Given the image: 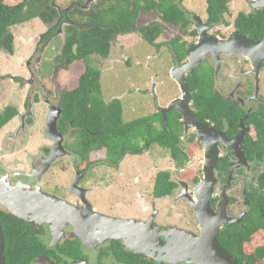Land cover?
I'll return each mask as SVG.
<instances>
[{"label":"flooded vegetation","instance_id":"flooded-vegetation-1","mask_svg":"<svg viewBox=\"0 0 264 264\" xmlns=\"http://www.w3.org/2000/svg\"><path fill=\"white\" fill-rule=\"evenodd\" d=\"M253 1H246L247 13L255 9ZM190 16L198 32L196 15ZM75 21V26L81 24V20ZM75 21H56L60 27L54 34L60 35L61 26ZM208 25V36L221 40L233 38L237 30L232 25L233 29L225 32L231 25L222 22ZM175 37L188 48L187 57L179 63L172 61L171 39ZM249 38L261 41L263 36ZM39 39L46 44L44 53L51 42L48 36ZM199 41L198 34L164 41L163 47L171 55L170 70L186 63L191 45ZM111 42L113 48L116 36ZM43 53L38 47L19 74L0 75V80H8L5 89L11 87L9 81L17 89L27 88L21 107L6 98L0 103V245L5 264L9 238L24 235L28 264H214L213 236L203 235V224L189 202L196 199L193 188L203 177L206 141L192 124L195 121L210 130L208 140L215 141L218 152L209 205L213 218L206 224L219 225L218 250L238 264H264V255H259L264 246V145L255 128V121L257 125L264 122V96L258 78L264 59L256 72L242 53H218L221 61L216 72L214 62L209 64V71L200 67L213 61L209 53L185 74L187 100L170 71L168 77L175 88L164 81L159 89L153 80L142 93L150 90L154 95L144 105V116L148 117L144 137L138 138V147L121 152L119 132L113 134L112 143L100 142L95 148L87 145L88 137L101 136L108 128L102 107L116 98L111 95L113 91L108 89L112 97L108 102L102 93L96 96L103 102L96 108L100 111L96 124L89 126L85 117L80 126L76 125V114L68 116L65 112L64 96L77 85L81 73L69 83L70 66L61 68L64 59L58 58L47 72ZM97 68L101 80L105 72ZM194 69L201 78H207V83L203 78L204 84L191 83ZM121 104L123 110L122 100ZM181 110L192 112L194 119L187 123ZM135 119L122 118L125 123ZM170 134L175 140L173 147L181 155L179 169L172 146L155 141ZM11 137L15 138L14 147L8 149L6 142ZM164 152L169 153L177 172L171 174L175 186L169 194L156 195L157 174L170 170L158 162ZM126 219L134 223L128 224ZM249 225L256 231H248ZM209 229L204 230L209 233ZM234 230L247 235L240 244L226 234ZM216 261L223 262L219 258Z\"/></svg>","mask_w":264,"mask_h":264},{"label":"trees","instance_id":"trees-1","mask_svg":"<svg viewBox=\"0 0 264 264\" xmlns=\"http://www.w3.org/2000/svg\"><path fill=\"white\" fill-rule=\"evenodd\" d=\"M51 1L20 0L13 3L0 0V49L8 54L14 53V35L10 32L9 27L16 24L38 17L49 27L48 32H54L60 27L59 22L54 24L58 20L61 22L66 19L72 22L76 19L81 20L84 13L89 15L90 21L86 26L78 24L76 26H79V28L76 29V21L68 23L64 27L61 26L65 41L56 56L58 59H64L61 68H68L71 65L80 67L78 74H81L77 85L72 90L66 91L64 96L67 100L65 112L68 116L76 114V125L78 126L82 124V118L85 117H88L89 126L96 124L100 115V111L96 109L103 104L96 97L101 93L100 69L94 67L96 64L92 57L107 58L112 50L111 40L117 34L139 32L144 40L154 45L162 32L160 21L176 26L182 31H188L192 36L198 34L196 27H192L195 24L190 13L182 7L179 0H111L107 1L104 9H101L99 2H96V6H93L92 10H90L91 6L87 10L82 9L81 4L85 0H73L70 7L63 8L60 6L59 9L53 6ZM230 1L206 0L205 21L208 24L226 23L225 15L230 13L228 6ZM152 10L156 11L159 20L138 26L139 13ZM76 14H81V16L76 17ZM233 26L242 34L260 39L264 35V7L253 9L249 13L245 11L238 12L234 18ZM179 39V37L171 39L174 51L172 61L175 63L184 60L188 54V48L185 43H179ZM192 74V76L190 75L192 84H204L196 69L193 70ZM197 100L204 104L201 98H197ZM203 100L206 101V99ZM89 104L91 107H89ZM102 111L108 121V128L101 136L88 137L87 145L95 148L101 146L102 143L100 142L112 143L113 134L119 132L121 152L123 148L138 147L137 141L139 137H144L148 117L143 116L130 122H123L121 118L122 104L121 100L117 98L109 102L108 105H104ZM255 123L256 131L259 130L261 142L264 145V122L258 125L257 121ZM165 135L162 138L158 137L155 141L164 146H172V155L178 159L177 168L179 169L182 159L173 147L175 140H173L171 134L170 137H165ZM182 157L185 159L183 155ZM174 186L175 183L171 180V171L164 170L159 172L155 178L154 192L156 195L169 194ZM262 213L264 215V205ZM252 222L255 221L252 220ZM250 226L248 231L255 232L256 228ZM226 234L231 237L233 243L237 242L239 244L247 236L243 235L241 230H234L231 233L226 232ZM9 239L5 246L8 264H28L25 246L26 236H12ZM261 249L262 252L259 255H264V246Z\"/></svg>","mask_w":264,"mask_h":264},{"label":"rangeland","instance_id":"rangeland-1","mask_svg":"<svg viewBox=\"0 0 264 264\" xmlns=\"http://www.w3.org/2000/svg\"><path fill=\"white\" fill-rule=\"evenodd\" d=\"M8 2L17 3L20 0H6ZM73 0H56V5L58 7H70ZM107 1L111 0H94L92 5L90 4L87 9L92 10L93 6H96V2H99L101 9L106 7ZM114 1V0H112ZM159 1V0H158ZM182 7L185 8L190 15H200L203 20L206 18V0H179ZM246 1L248 0H231L228 3L230 13L225 15L226 24H230L231 27L225 31L229 32L233 29V21L235 16L240 11H248L249 7L246 6ZM59 4V5H58ZM60 7V8H61ZM97 7V8H100ZM81 16V14H76V17ZM159 20L157 17L156 11L152 10L150 12L140 13L137 18V25L142 26L150 24L154 21ZM90 18L89 15L85 13L82 15L81 24L86 26L89 24ZM29 23V24H28ZM28 23L16 24L9 27L10 32L14 35V56L6 53L4 50L0 49V75L6 73L19 74L21 71L25 70V62L28 58H32L33 53L39 47V52L42 54L46 44H41L39 37H46L51 43L45 49L43 53V60L46 66L47 72L51 69V64L55 63V58L59 53V48L62 43L65 41L63 35H55L54 32H48L49 27L41 20L36 17L34 20L29 21ZM161 23V22H160ZM163 25V26H162ZM162 32L160 36L156 39L155 43H158L159 47L156 48L155 45L150 44L142 38L139 32H132V34L126 35H117L116 42L117 44L112 48L107 59L100 58L98 56L92 57L96 64V67L103 69L105 74L101 73V90L102 96L105 98V102H108L112 97L108 89L113 92L116 98H119L123 101L124 109L122 110V118L124 121H129L141 116H144L147 109L145 108V101L149 103L153 100L154 95L149 93L143 94V90L149 88L153 80L160 86L164 84L162 82H167L175 88V85L172 83L171 79L168 77V73L172 66L171 55L168 53L167 49L163 47V42L168 40V38L173 36H183L185 39H188L189 36H192L188 31H182L176 26L169 24H161ZM192 27H195L194 25ZM55 35V36H54ZM42 48V50H41ZM159 53H158V52ZM156 52V53H154ZM19 56V57H18ZM40 56V55H39ZM218 55H213V61L209 60V63L205 62L201 64L200 67L211 69L210 65L212 62L215 64V71H219L220 59ZM210 64V65H209ZM70 66V71L68 75V82L72 81V78L78 75L80 67L75 65ZM259 74L260 82L259 87L262 90L261 95L264 96V69H261ZM209 71V70H208ZM211 71V70H210ZM47 75V74H46ZM256 76V75H255ZM255 78L256 81L258 78ZM152 78V79H151ZM205 83H207V78L202 75ZM150 79V80H149ZM8 80H5L7 82ZM5 82L0 80V103L3 100L14 102L19 107L22 104V98L26 95V90L17 89V87L9 81L11 87L5 89ZM69 82V83H70ZM165 89V88H163ZM19 90V91H17ZM255 95V94H254ZM153 96V97H152ZM258 99L261 97L258 95ZM258 99L254 98L257 102ZM164 102V101H163ZM2 106V105H1ZM23 132V130H21ZM44 133V137L47 138V133ZM15 138L11 137L7 140L6 144L8 149L14 147ZM164 155L161 156V160H158L161 163L162 167L165 169H170L171 174L176 172L173 170L174 163L171 159L169 153L164 152ZM190 169L192 165H188ZM186 170V169H185ZM156 172L154 168L153 173ZM177 173V172H176ZM16 179L15 176L12 177Z\"/></svg>","mask_w":264,"mask_h":264},{"label":"water","instance_id":"water-1","mask_svg":"<svg viewBox=\"0 0 264 264\" xmlns=\"http://www.w3.org/2000/svg\"><path fill=\"white\" fill-rule=\"evenodd\" d=\"M92 0H88L87 2H90ZM51 4L59 9V7L56 5L55 0L51 1ZM252 6L255 9L263 8L264 7V0H254L252 2ZM67 18H69L67 16ZM195 19L198 23V35L200 37V41L196 44L191 45L190 48V54L189 59L186 63L173 67L170 70V75L174 78V80L177 81V83L180 86L181 91L186 96V100L189 98L188 94H186V82H185V74L192 70L195 66H197L202 59L208 55L209 53H212L213 55H218V53H225L226 55H233L236 53H242L243 55L247 56L251 63L253 68L256 72H258L261 61L264 59V35L263 39L261 41H256L254 39H250L246 35H243L240 33L239 30H236L234 33L233 38L228 39H218L216 37L208 36L207 29L210 28V26L202 21V18L200 15H196ZM61 34L63 35L64 32L61 30ZM179 98L176 101H180ZM181 113L184 117H186L187 123L194 119V116L192 112H186V110H181ZM189 119V120H188ZM192 122V121H191ZM190 122V123H191ZM186 123V124H187ZM199 130L200 133L206 138V141L203 142L205 146V153H204V164H203V177L200 180V182L193 188L194 195L196 199H189V202L194 209V211L197 214L198 220L200 223H202V233L203 235H211L213 236V251L216 253L217 257L214 259L213 263L218 264L219 262L216 261L218 258L223 260L221 264H238L236 260L231 258L228 253H223V251L218 250L219 246L216 242V234L219 228V225L214 223L213 225H206L209 220H212L213 217L210 215L212 210L210 209V200L213 194V187L216 182L214 169L217 161V148L215 145V141H212V139L208 140V131L206 130V125L202 123L201 121H195L192 122ZM204 130L206 132H204ZM222 211V208L220 209ZM98 219L102 220V217H98ZM128 224H133V219H126L125 220ZM218 221L221 222V220L218 219ZM124 222V223H126ZM211 227V231L210 228ZM204 229H209L212 233L205 232ZM209 245V243H208ZM2 245H0V264L4 263V256L2 253Z\"/></svg>","mask_w":264,"mask_h":264},{"label":"crops","instance_id":"crops-1","mask_svg":"<svg viewBox=\"0 0 264 264\" xmlns=\"http://www.w3.org/2000/svg\"><path fill=\"white\" fill-rule=\"evenodd\" d=\"M56 1V0H55ZM88 0H85L82 4H81V7H82V9H84V10H87V7H89L90 6V4L92 5V3L94 2V0H92V1H90V2H87ZM144 12H150V11H141L140 13H144ZM140 13H139V15H140ZM35 18H32V19H30V20H28V21H26V22H23V23H28L29 21H31V20H34ZM161 22V21H160ZM20 24H22V23H20ZM19 24V25H20ZM29 24V23H28ZM161 24H165V23H163V22H161ZM170 25V24H169ZM163 26V25H162ZM173 26V25H172ZM130 34H132V33H127V34H119V35H126V36H128V35H130ZM118 35V34H117ZM15 39V38H14ZM13 43H14V41H13ZM15 53V52H14ZM10 54L11 56H13V57H15L14 55L15 54ZM19 57V56H18ZM105 59H107V58H105Z\"/></svg>","mask_w":264,"mask_h":264},{"label":"clouds","instance_id":"clouds-1","mask_svg":"<svg viewBox=\"0 0 264 264\" xmlns=\"http://www.w3.org/2000/svg\"><path fill=\"white\" fill-rule=\"evenodd\" d=\"M55 3H56V1H55ZM62 30V29H61ZM63 31V30H62ZM60 35H62V34H60Z\"/></svg>","mask_w":264,"mask_h":264}]
</instances>
